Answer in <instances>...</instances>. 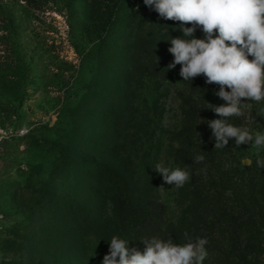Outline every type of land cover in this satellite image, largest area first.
<instances>
[{
    "label": "trees",
    "instance_id": "16d2710c",
    "mask_svg": "<svg viewBox=\"0 0 264 264\" xmlns=\"http://www.w3.org/2000/svg\"><path fill=\"white\" fill-rule=\"evenodd\" d=\"M106 1L95 54L98 69L88 93L102 106L86 111L89 134L76 135L57 161L64 186L76 187L82 178L89 179L109 201L111 214L98 217L68 193L51 194L47 221L66 228L82 222L81 233L90 232L107 248L117 236L141 251V239L182 244L187 233L192 239L208 240L203 264H264V168L256 164L257 159L264 160V148L237 147L234 138L225 148H215L207 121L219 117L207 107L225 103L214 95L219 86L205 83L201 75L192 81L181 77L180 86L173 87L180 65L168 68L174 59L168 49L171 38L183 37L181 22L162 18L143 0L136 7L130 0ZM194 35L203 38L199 28ZM171 87L178 103L177 120L161 130ZM243 102H249L245 116L229 122L253 135L264 134V100ZM102 128L112 137L117 165L90 154L99 146ZM159 132L165 135L175 168L191 174L189 182L175 188L174 213L167 220L161 217L151 167L152 144ZM198 155L204 157L202 162H196ZM244 157L250 159L249 165L242 163Z\"/></svg>",
    "mask_w": 264,
    "mask_h": 264
},
{
    "label": "rangeland",
    "instance_id": "374dc122",
    "mask_svg": "<svg viewBox=\"0 0 264 264\" xmlns=\"http://www.w3.org/2000/svg\"><path fill=\"white\" fill-rule=\"evenodd\" d=\"M130 3L136 7L138 0ZM107 5L106 0H0V264H102L108 254L90 232L81 233L82 222L55 227L46 218L49 195L66 193L98 217L111 214L109 201L89 179L64 186L57 161L76 135L89 134L86 111L102 106L88 93ZM180 83L178 74L173 87ZM173 87L165 97L161 130L177 120ZM144 92L149 95L147 88ZM100 136L90 154L117 165L111 135L102 128ZM167 144L159 132L151 160L165 220L173 216L176 187L154 167L175 169Z\"/></svg>",
    "mask_w": 264,
    "mask_h": 264
},
{
    "label": "clouds",
    "instance_id": "9594fccd",
    "mask_svg": "<svg viewBox=\"0 0 264 264\" xmlns=\"http://www.w3.org/2000/svg\"><path fill=\"white\" fill-rule=\"evenodd\" d=\"M162 18L181 22L182 38H171L168 51L174 69L180 65L183 81L203 75L205 83L216 84L214 95L225 103L208 104L219 118L207 121L215 138V148H225L234 138L239 147L250 144L264 148V134L253 135L248 128L230 123L233 117L245 116L248 103L264 100V0H143ZM190 24V27L184 25ZM200 29L203 38H196ZM249 57H252L250 60ZM250 116V113H249ZM196 162L204 157L198 155ZM256 164L264 168V160ZM154 171L163 181L176 188L191 179L186 168L170 169L157 163ZM186 242L176 244L171 239L144 238L141 251L130 247L129 241L113 236L108 254L102 264H203L208 256L206 238L192 239L185 233Z\"/></svg>",
    "mask_w": 264,
    "mask_h": 264
},
{
    "label": "water",
    "instance_id": "95a60500",
    "mask_svg": "<svg viewBox=\"0 0 264 264\" xmlns=\"http://www.w3.org/2000/svg\"><path fill=\"white\" fill-rule=\"evenodd\" d=\"M242 163H243L244 165H248V164H249V160H248V159H244V160L242 161Z\"/></svg>",
    "mask_w": 264,
    "mask_h": 264
}]
</instances>
